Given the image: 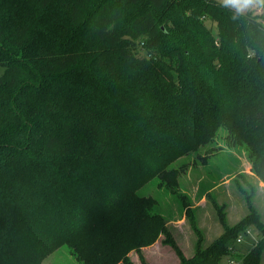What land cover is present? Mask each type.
I'll return each mask as SVG.
<instances>
[{
  "label": "trees",
  "instance_id": "1",
  "mask_svg": "<svg viewBox=\"0 0 264 264\" xmlns=\"http://www.w3.org/2000/svg\"><path fill=\"white\" fill-rule=\"evenodd\" d=\"M0 67V264H39L62 246L80 264H133L132 252L146 264L141 250L159 238L177 264H262L251 194L239 187L249 212L231 227L206 194L223 232L203 247L194 210L167 178L222 129L264 183L256 16L217 0H0ZM155 178L197 236L190 258L155 200L138 195ZM249 226L260 238L236 255L230 246Z\"/></svg>",
  "mask_w": 264,
  "mask_h": 264
},
{
  "label": "rangeland",
  "instance_id": "2",
  "mask_svg": "<svg viewBox=\"0 0 264 264\" xmlns=\"http://www.w3.org/2000/svg\"><path fill=\"white\" fill-rule=\"evenodd\" d=\"M217 1L228 3L230 7L242 14L250 12L264 26V0ZM204 24L216 33L214 22L205 20ZM2 73L3 68L0 67V76ZM226 138V132L220 129L211 142L181 157L168 169L173 173L167 178H175V187L172 189H175L180 196H185L194 210V220L203 236V247H207L223 232L211 199L205 197L207 193L212 192L216 203L222 206L224 222L231 227L249 212L244 195L239 190L241 187L246 193L252 195L251 206L256 209L261 221L264 222V183L254 175L251 162L247 159L243 148L228 146ZM240 175L244 177L241 179ZM234 178H236L235 182L232 181ZM169 188L171 187H167L165 183L161 184L160 180L155 178L144 185L138 191V195L155 200V213L162 216L174 243L186 258H190L193 255L197 236L184 217L178 199L175 195H171ZM247 229H250L251 235L239 234L242 242L233 248L236 255L242 256L247 253L260 238L259 232L253 226ZM162 239L159 238L155 244L141 250L146 264L178 263L176 254L169 246L162 244ZM129 258L133 264H141L136 253H130ZM225 260L226 258L221 264H224ZM39 264L80 263L67 247L62 246L41 259Z\"/></svg>",
  "mask_w": 264,
  "mask_h": 264
},
{
  "label": "built area",
  "instance_id": "3",
  "mask_svg": "<svg viewBox=\"0 0 264 264\" xmlns=\"http://www.w3.org/2000/svg\"><path fill=\"white\" fill-rule=\"evenodd\" d=\"M242 235H251V231L250 229H246L243 233H241ZM242 242V238L240 236H238L233 243L230 246V250H232L234 252V249L236 246H238L240 243ZM224 264H242V260L241 259H237V258H233V257H228L226 258Z\"/></svg>",
  "mask_w": 264,
  "mask_h": 264
},
{
  "label": "crops",
  "instance_id": "4",
  "mask_svg": "<svg viewBox=\"0 0 264 264\" xmlns=\"http://www.w3.org/2000/svg\"><path fill=\"white\" fill-rule=\"evenodd\" d=\"M262 256H263V258L261 257V262H262V259H264V251L262 253ZM262 264H264V263H262Z\"/></svg>",
  "mask_w": 264,
  "mask_h": 264
}]
</instances>
